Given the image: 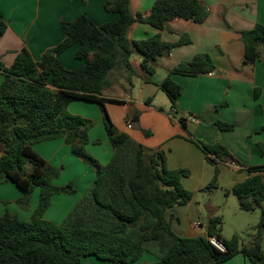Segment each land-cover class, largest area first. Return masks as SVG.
<instances>
[{
	"label": "trees",
	"instance_id": "trees-1",
	"mask_svg": "<svg viewBox=\"0 0 264 264\" xmlns=\"http://www.w3.org/2000/svg\"><path fill=\"white\" fill-rule=\"evenodd\" d=\"M104 8L117 13L118 20L97 25L81 15L71 22H62L64 40L45 51L40 61L36 62L26 48L17 54L11 66L0 61L4 74L0 86V181L14 182L24 192L21 199L24 204L36 188L40 189L39 204L31 221L10 213L0 217V264H88L85 259L90 256L99 260L94 264H136L147 250L165 264H221L236 255H243L251 264H264V178L259 174L264 166L243 168L249 175L231 189L241 210L261 211L249 244H241L238 235L231 239L222 237L223 219L214 216V210H210L207 236H178L167 211L192 200L193 193L182 184L190 171L170 169L165 151L148 153L143 145L119 131L102 96L114 72H123L126 81L132 84L133 54L141 57V69L151 77L158 58L168 57L175 49L191 43L188 35L174 43L164 41L160 35L130 41L128 30L133 24L139 22L157 30L176 18L202 24L209 15L207 6L200 0H156L146 16L141 13L134 16L130 0L107 1ZM6 30L7 24L0 17V34ZM242 40L243 64L260 61L264 54V25L256 24L242 32ZM77 43L80 47L75 57L85 64L68 69L59 57ZM215 71L212 57L199 53L169 70L159 88L178 114L183 87L172 80V75L197 77ZM74 100L101 107L113 149L109 163L102 164L87 151L93 123L68 111ZM137 120L136 115L133 121ZM201 122L220 131L235 129L222 121ZM144 133L151 136L150 131ZM55 139H63L72 153L96 173L88 195L61 224L43 216L55 195L73 194L75 189L72 183L55 185L61 168L48 164L34 149L36 144ZM194 142L215 165V176L208 189L217 188L219 161L240 164L223 145ZM259 147L264 154V145ZM210 237L219 240L225 251L214 247Z\"/></svg>",
	"mask_w": 264,
	"mask_h": 264
},
{
	"label": "crops",
	"instance_id": "crops-1",
	"mask_svg": "<svg viewBox=\"0 0 264 264\" xmlns=\"http://www.w3.org/2000/svg\"><path fill=\"white\" fill-rule=\"evenodd\" d=\"M107 1L111 0H0V17L7 24L6 32L0 34V61L7 67L11 66L17 54L24 48L36 62L40 61L45 51L64 40L62 22H71L81 15H86L97 25L115 22L119 15L105 10ZM155 1L130 0L132 14L148 15ZM200 1L209 10L208 18L202 24L179 18L168 21L162 30L139 22L133 24L128 30L130 41L160 35L164 41L174 43L183 35H188L191 43L175 49L168 57L159 58L156 71L149 77L148 82L147 76L141 74V57L137 53L133 54L132 66L144 79L136 99L128 95V87L122 85L123 81L126 82V74L123 72L110 75L111 84L102 95L107 100L106 103L126 102L132 104L135 109L143 105L149 106V117H140L139 127L154 130L160 136L157 139L145 140L141 135L135 134L134 140L143 145L148 153L165 151L170 169L190 171L189 177L184 178L182 184L186 190L193 193L192 200L187 205L176 206L167 211L173 231L181 237L207 236L209 219L212 217L210 210L215 211L214 216H219L218 212L222 210V206L230 204V197L233 195L230 190L244 182L248 176L243 168L264 166V154L259 147V144L264 145V54L262 53L261 60L255 64L244 65L245 47L242 40V32L251 30L256 24L264 25V0ZM79 47L78 43L74 44L60 55L59 59L68 69L75 70L85 64L75 57ZM199 53H208L212 57L216 71L197 77L172 75V80L183 87L179 99V110L183 116L176 120L178 126H174L164 111V108H171L170 101L161 96L165 93L160 90L159 85L167 77L169 70L180 62L190 61ZM3 81L4 74L0 71V86ZM131 93L133 94V90ZM147 101H150V104ZM133 108L129 109L128 105L124 113H132ZM68 111L70 112L69 106ZM201 120L226 122L234 125L235 129L230 132L220 131L203 124ZM89 137L87 151L92 156H97V159L101 158L99 151L92 146L94 144L91 132ZM194 140L225 146L241 166L229 161H219L218 187L208 189L216 168L207 160L205 153ZM105 141L109 148L107 147V155L102 159L106 161L107 157L109 161L102 163L98 159L102 164L109 163L113 156L107 134ZM39 144L40 150H35L43 155L44 159L48 156L54 161L62 153V162L65 163L67 158L71 163H78L73 158L71 147L63 139ZM45 160L49 163L50 159ZM90 174L91 171L81 179L86 181L87 187L95 180V170ZM259 174L264 178V171ZM215 190L227 192L226 202L215 199ZM65 195L69 194L55 195L52 198L51 206L45 213L46 218L55 206L63 218L69 214L79 197L66 198ZM33 210L34 207H29L28 213L13 211V214L21 220L31 221L29 217ZM222 217L224 226L225 215ZM245 219L244 216L239 219L242 229L251 227ZM196 222L202 224L201 230H196ZM136 264L165 263L147 250ZM221 264L251 263L243 255H236Z\"/></svg>",
	"mask_w": 264,
	"mask_h": 264
},
{
	"label": "rangeland",
	"instance_id": "rangeland-1",
	"mask_svg": "<svg viewBox=\"0 0 264 264\" xmlns=\"http://www.w3.org/2000/svg\"><path fill=\"white\" fill-rule=\"evenodd\" d=\"M141 74L149 77V75L146 74L144 71H141ZM143 83H144V79L142 78V75H140V73H138L135 70V74L132 77V84H130L127 81L126 82L123 81L122 85L125 86L126 88L128 87L129 91L127 94L132 96L134 99H136L137 96H139L138 92ZM131 90H133V94L131 93ZM161 96L164 98V100L168 101V98L166 95L161 94ZM128 105H129V109L133 108L132 104H129V103L127 104L126 102L118 101V102L106 103L107 111L114 125L119 129V131L128 134L133 140H134L135 134L141 135L145 140L157 139L160 136L158 132L156 133L154 130H146L143 127L135 128L134 124L132 123L136 115L138 116V121H140L141 119L140 117L148 118L150 114L149 106L143 105L141 107H137L136 109L133 108L132 113L127 112L125 114L124 110L126 111V108L128 107ZM69 110L71 113L84 117L85 119H88L93 123V126L90 130L91 138L94 144L92 146L97 151H99L101 158H98V159H100L102 163L109 161L107 157H106V161L102 159V157H105L107 155L108 144H107V141H105L106 133L104 129L103 113H102L101 107L96 103L86 102L82 100H74L70 103ZM157 110L163 113V111H160L161 110L160 108H157ZM164 111H165L166 116L169 118V122H171V124H173L174 126H178L177 125L178 123H176L177 122L176 120H179V118L183 116V114L181 112L179 114H176L171 108H168V109L164 108ZM128 124H132V129L128 128ZM144 131H150L151 136L147 137ZM57 140L59 139H55V141ZM51 141H54V140H51ZM43 144H48V143H43ZM39 146L40 144L36 145L34 149H38L37 151H39L40 150ZM45 157H46L45 159L47 160L50 159L48 160L49 163L53 164L57 168H61L60 176L56 180H54L55 185L66 186L69 183L73 184L75 193L69 194L68 196L65 195V197L66 198L79 197L77 200V203L74 205L75 207L82 199H84L88 195L93 185L92 183L90 184L91 185L90 187L89 186L87 187L86 181H82L81 179H83L89 171H91V174L92 172L94 173L95 169L91 167L89 164H87L86 162L75 157L74 155H73V158H75V161L78 162L76 164L71 163L70 161H68L67 158H65V163L62 162V159H63L62 153H60L54 161H52L51 157L50 158H48V156H45ZM94 157L97 158V156H94ZM213 166L215 167V165ZM80 184L81 186H79ZM226 193L227 192L223 190H215L214 197L216 200L220 202H226L228 198ZM23 196H24V192L14 182L8 179H2L0 181V217L4 216L6 213L13 214L14 213L13 211L20 212V213L24 211L25 213H28L29 207H34V210L31 214L32 216L30 215L29 217V219L32 220L34 218L35 211L39 204L40 189L36 188L32 192L27 204H24L23 202H21V199L23 198ZM230 198H231L230 200H232L230 201V204L226 206L223 205L222 210L218 212L219 216L225 215V224L224 226H222L221 235H223L225 239H231L234 235H238L240 237L241 244L247 245L250 243L254 235L253 233L254 228H252V225H254L253 227H255L256 229V226L258 225L259 220H260L261 211L260 209H257L256 211H252V212L243 211L240 209V207H238L237 197L235 195H231ZM67 202L68 201L65 202V205H67ZM74 207L72 208V210L74 209ZM57 209H58L57 206L52 207L47 218L45 217L46 214L43 216V218L44 219L46 218V220L50 219L51 221H54L55 223H64L72 210L69 212V214L66 217L64 216L65 218H63V216L61 215V212H58ZM241 216L246 217L245 222L247 224H250L251 227L243 228L244 230L240 228L239 219ZM240 229H242V232H240L241 231ZM263 249H264V243H263ZM98 262L99 260L94 256H90L85 259V263H88V264H94Z\"/></svg>",
	"mask_w": 264,
	"mask_h": 264
},
{
	"label": "built area",
	"instance_id": "built-area-1",
	"mask_svg": "<svg viewBox=\"0 0 264 264\" xmlns=\"http://www.w3.org/2000/svg\"><path fill=\"white\" fill-rule=\"evenodd\" d=\"M128 128H132V124H128ZM195 228H196V230H201L202 224L200 222H196ZM209 240H210L211 244L214 247H216L218 250L225 251V246L219 240H217L215 237H210Z\"/></svg>",
	"mask_w": 264,
	"mask_h": 264
},
{
	"label": "water",
	"instance_id": "water-1",
	"mask_svg": "<svg viewBox=\"0 0 264 264\" xmlns=\"http://www.w3.org/2000/svg\"><path fill=\"white\" fill-rule=\"evenodd\" d=\"M134 127L135 128H138L139 127V121L137 120V121H134ZM245 173L247 174V175H249V171L248 170H245Z\"/></svg>",
	"mask_w": 264,
	"mask_h": 264
}]
</instances>
